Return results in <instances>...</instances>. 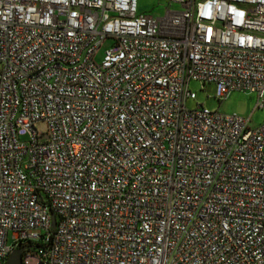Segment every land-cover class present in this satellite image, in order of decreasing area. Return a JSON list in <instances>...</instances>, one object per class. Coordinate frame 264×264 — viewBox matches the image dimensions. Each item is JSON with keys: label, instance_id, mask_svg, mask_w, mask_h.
Segmentation results:
<instances>
[{"label": "built area", "instance_id": "1", "mask_svg": "<svg viewBox=\"0 0 264 264\" xmlns=\"http://www.w3.org/2000/svg\"><path fill=\"white\" fill-rule=\"evenodd\" d=\"M169 1L0 0V264H264V124L186 107L264 110V0Z\"/></svg>", "mask_w": 264, "mask_h": 264}, {"label": "rangeland", "instance_id": "2", "mask_svg": "<svg viewBox=\"0 0 264 264\" xmlns=\"http://www.w3.org/2000/svg\"><path fill=\"white\" fill-rule=\"evenodd\" d=\"M138 11L146 15L160 17L165 14L166 9L178 10L179 6L171 3L169 0H137ZM103 51V49H102ZM100 55L97 56L99 60ZM189 89L195 93V100H188L186 107L194 109L198 104L204 108L214 112H220L225 115L237 114L245 118H249L251 127H258L264 124V110H256V97L254 94L243 91L231 92L225 99L218 100L216 96V86L202 84L197 81H191ZM40 131H45L43 125L39 126Z\"/></svg>", "mask_w": 264, "mask_h": 264}, {"label": "water", "instance_id": "3", "mask_svg": "<svg viewBox=\"0 0 264 264\" xmlns=\"http://www.w3.org/2000/svg\"><path fill=\"white\" fill-rule=\"evenodd\" d=\"M55 218H54V215H52V226L53 228L55 227ZM25 248H19V249H16L14 251H12L8 261H7V264H22V258H21V255H22V252L24 251Z\"/></svg>", "mask_w": 264, "mask_h": 264}]
</instances>
